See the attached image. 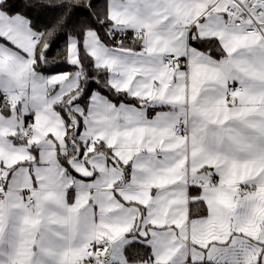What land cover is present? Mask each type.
Returning <instances> with one entry per match:
<instances>
[{
  "label": "snow or ice",
  "instance_id": "snow-or-ice-1",
  "mask_svg": "<svg viewBox=\"0 0 264 264\" xmlns=\"http://www.w3.org/2000/svg\"><path fill=\"white\" fill-rule=\"evenodd\" d=\"M59 7L0 0V264H264V0Z\"/></svg>",
  "mask_w": 264,
  "mask_h": 264
},
{
  "label": "trees",
  "instance_id": "trees-1",
  "mask_svg": "<svg viewBox=\"0 0 264 264\" xmlns=\"http://www.w3.org/2000/svg\"><path fill=\"white\" fill-rule=\"evenodd\" d=\"M62 2L63 0H55L57 6H51L48 0H34L35 10L32 12V15L36 20L39 21L41 26L52 25L55 23L57 17L62 14L63 9L59 7ZM78 16L79 13L73 17V20H75ZM60 44L62 46L63 41H61Z\"/></svg>",
  "mask_w": 264,
  "mask_h": 264
}]
</instances>
